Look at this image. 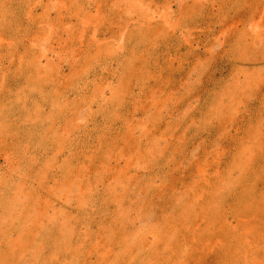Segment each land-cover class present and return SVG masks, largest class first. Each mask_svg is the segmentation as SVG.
Returning a JSON list of instances; mask_svg holds the SVG:
<instances>
[{
  "label": "rangeland",
  "instance_id": "1",
  "mask_svg": "<svg viewBox=\"0 0 264 264\" xmlns=\"http://www.w3.org/2000/svg\"><path fill=\"white\" fill-rule=\"evenodd\" d=\"M0 264H264V0H0Z\"/></svg>",
  "mask_w": 264,
  "mask_h": 264
}]
</instances>
